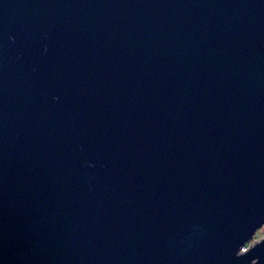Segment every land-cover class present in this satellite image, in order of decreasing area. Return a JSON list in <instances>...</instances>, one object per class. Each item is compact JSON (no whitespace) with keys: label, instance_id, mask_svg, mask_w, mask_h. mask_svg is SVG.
Here are the masks:
<instances>
[{"label":"water","instance_id":"95a60500","mask_svg":"<svg viewBox=\"0 0 264 264\" xmlns=\"http://www.w3.org/2000/svg\"><path fill=\"white\" fill-rule=\"evenodd\" d=\"M264 0H0V264H264Z\"/></svg>","mask_w":264,"mask_h":264},{"label":"rangeland","instance_id":"374dc122","mask_svg":"<svg viewBox=\"0 0 264 264\" xmlns=\"http://www.w3.org/2000/svg\"><path fill=\"white\" fill-rule=\"evenodd\" d=\"M262 237H264V224L255 232L253 239L246 244V247L258 242Z\"/></svg>","mask_w":264,"mask_h":264},{"label":"flooded vegetation","instance_id":"af4514ba","mask_svg":"<svg viewBox=\"0 0 264 264\" xmlns=\"http://www.w3.org/2000/svg\"><path fill=\"white\" fill-rule=\"evenodd\" d=\"M249 247V246H248Z\"/></svg>","mask_w":264,"mask_h":264}]
</instances>
